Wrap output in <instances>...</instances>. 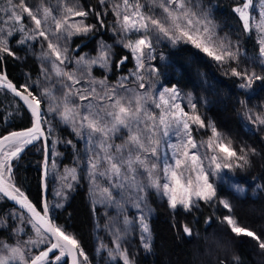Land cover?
<instances>
[{
	"label": "snow or ice",
	"instance_id": "snow-or-ice-1",
	"mask_svg": "<svg viewBox=\"0 0 264 264\" xmlns=\"http://www.w3.org/2000/svg\"><path fill=\"white\" fill-rule=\"evenodd\" d=\"M4 3L7 7L3 9L6 18H0V54L15 56L10 47V40L17 32L22 34V39L17 41L19 44L40 38L47 41V49L43 50L41 55L50 62L51 71L60 78L57 82L64 89L62 96L64 110L60 115L65 123L71 124L77 136L82 139L86 137L88 179L97 188L101 180L107 182L108 187L103 189L107 194L104 198L106 205H115L123 212L125 205L131 203L140 210L138 223L145 250L150 251L152 244L147 215L143 209L146 196L141 195L142 193L154 188L168 198L169 206L173 210L181 207L191 212L199 207L200 201L205 203L216 201L217 188L210 177H220L223 169L242 168L249 164L248 153L255 154V149L241 147L238 152L232 146V141L220 133L214 124L210 122L206 124L201 116L196 114V104L192 102L190 94L181 97L175 86L164 88L159 93L150 91L141 93L136 88L128 86L129 83H134L139 89H144L146 76L159 72L158 68L148 62L155 59L153 55L155 44L161 37L167 38L173 44L180 41L190 42L221 64L236 61L237 66L227 68L226 72L242 81L239 85L242 89H251L257 81L264 83V75L255 71L249 72L246 68L240 69L238 46L233 50L234 46L230 41L217 36L215 26L211 25L199 0H145L144 3L141 0H122V3H114L112 12L117 18L113 25L114 30L118 26V31L124 38H127L129 33L138 36L134 41L129 39L127 43H123V47L129 49L134 57L136 68L130 72V76H122L114 85L109 83L107 76L97 79L91 72L94 65L110 68L112 61L109 45L101 43L97 56H80L75 59V69L67 68L73 63V58L68 54L67 39L73 35H87L96 27L85 23L90 11H85L79 0H71L70 4L61 0V6L56 10L57 15H53L50 7L44 6V0L34 7H29L25 0H4ZM99 3L106 5L107 0H99ZM251 6L253 0H243V3L234 9L243 21L246 31L250 28L247 10ZM25 14L30 22H34V27H28L23 23ZM106 14L107 9L104 13H95L101 28L105 26L102 17ZM259 16L260 20L256 27L264 34V10L260 11ZM75 17L81 19L71 20ZM50 21L55 25L54 29L50 26L45 27ZM50 35L55 37V42ZM61 40L64 41L63 46L60 44ZM259 44L261 66L264 67V36ZM53 57L55 59H52ZM2 59L3 55H0V60ZM127 59L121 58L116 66L120 67ZM44 71L46 79L51 80L48 69ZM0 86L10 89L20 97L34 117L32 127L11 132L0 138V144L9 141L19 145L0 159L2 180L5 171L11 172L10 160L17 157L25 146L43 137L45 151L49 150L47 140L51 137V132L46 135L42 128L48 121L41 104L43 99L51 97L52 93L46 88L36 96L29 90L27 84L21 86L23 88L21 92L4 75H0ZM77 98L87 103L76 104L74 101ZM181 100L187 102L191 113L185 111V106L179 102ZM241 104L245 102L241 101ZM60 106L50 105L48 111L59 112ZM156 109L159 110L158 113ZM248 118L253 123L264 126V113L255 115L254 118L249 115ZM193 126L197 129H210L211 136L206 141L197 142L192 134ZM121 130H126L127 134L122 137V143L116 144L114 137L120 134ZM173 136L177 139L176 143L170 142ZM162 144H167L171 155L162 151ZM45 164L47 165V156ZM52 167H55V162ZM75 172V168L66 169L61 179L66 181L68 174L71 173V178L75 180ZM220 178L227 180L226 176ZM67 187L71 188L72 185L67 184ZM113 190L119 191V200L113 195ZM236 190L243 191L239 186H236ZM0 193L19 203L31 214L28 223L32 225L36 234L35 239L30 237L23 243L17 241L14 246L0 242V264H67L66 260H62L66 256L72 258L71 264H78V256L87 261L88 258L79 241L48 218L50 209L47 202H44L41 210H37L19 188L12 185L5 187L2 183ZM219 203L231 212L232 206L228 201L219 200ZM223 219L230 226L232 233L236 236L251 237L258 243L259 248L264 250V239L255 231L239 226L232 216H225ZM132 223L133 221L125 216L123 220L125 227L113 232L115 249L109 252V256L115 259L118 255L122 258L123 264H134L127 250L122 247L120 235L121 231L127 233L128 226ZM182 228L186 236L193 235V229L189 225L184 224ZM45 233H50L55 242H50ZM49 243L50 246L34 256L31 250H26L27 245L35 248L39 244ZM54 250H59V255H56ZM233 261L237 262L238 257L234 256ZM219 264H225V261L220 260Z\"/></svg>",
	"mask_w": 264,
	"mask_h": 264
},
{
	"label": "trees",
	"instance_id": "trees-1",
	"mask_svg": "<svg viewBox=\"0 0 264 264\" xmlns=\"http://www.w3.org/2000/svg\"><path fill=\"white\" fill-rule=\"evenodd\" d=\"M37 1L41 0H25L29 7L36 6ZM46 1L48 4L49 1L44 0V2ZM54 1H56L54 4L57 8L61 6V0ZM120 1L107 0L106 5H101L99 0H79L80 6L84 10L90 11L85 23L96 25V27L87 35H73L67 39L68 54L73 59L86 54L94 55L99 52L101 43L111 46L112 63L110 68L105 69V72L94 68L92 75L97 79L107 76L109 83L113 85L122 76H127L135 67L130 50L123 47V43H127L128 39L117 31L118 27L116 30L113 27L117 18L112 12V6ZM64 3L70 4L71 0H64ZM199 3L207 13L211 25L215 26L217 36L222 40L230 41L234 46L233 50H235V46H238L240 69L249 70L247 57L258 55L259 44L256 35L245 30L243 21L234 10L243 3V0H199ZM106 9L107 14L102 17L105 26L101 28L95 13H104ZM79 19L81 18H71V20ZM16 42V38H12L10 42L15 56L0 54L3 55V59L0 60V71L5 72L19 90H23L21 86L27 84L30 87L29 90L39 96L40 92L32 86V82H35L40 74L42 61L35 50L32 52V50H24L19 46L12 47V44ZM45 42L43 40V43ZM160 45H162L160 54L167 59L166 68L172 70L175 75L173 79L170 77V81L165 80L163 83L167 86H176L181 92L190 94L205 123L214 124L220 133L232 141V146L238 152L241 147L255 149V154L248 153L249 164L242 168L235 167L234 175L242 181L258 180L262 189L258 190L254 196L240 197L230 189L219 187L217 201H228L232 206L231 212L223 205L213 210L210 204L203 201H200L199 207L194 208L191 212L184 209L172 210L164 198L157 197L151 191L148 195L153 211L149 221L152 234L150 252L147 253L141 247L138 228L133 219H130L133 223L128 226L127 233L120 232L122 247L127 250L134 264H219L220 260H224L225 264H264V250L259 248L258 243L251 237L236 236L223 219L225 216H232L237 220L239 226L255 231L257 235L261 236V239H264V129L260 133L254 127L243 125V121H246L244 104L237 107V102L235 103L230 95L237 97L240 102L244 101L245 104L247 97L238 92L237 87L240 80L238 81L237 77L230 75L227 78L222 77L221 69H224L222 64L186 43L174 45L169 40H165ZM123 57L128 59L120 67H117V62ZM229 64L237 66L236 61H231ZM151 65L158 68L159 72L147 75L146 78H151V81L156 83L164 76L162 74H166V70H162L163 65L159 59L154 60ZM67 68L71 67L68 65ZM196 78L206 86L207 93L203 95V98L200 88H197L200 84L199 82L196 84ZM55 85L57 92H64L58 82ZM259 87L264 88V83H260L258 87L254 86L255 89ZM0 94L5 97V103L14 101L18 111L13 112L8 118L9 121L4 125L3 118L8 111L4 107L3 97L0 95V137L8 132L30 127L31 117L28 112L6 92L0 91ZM223 95L224 98H222ZM44 101L43 99L41 104L42 110L45 108ZM61 133L67 136L66 139L75 141L76 151L73 154L69 150L70 148L66 149L67 152L61 158L59 166L74 164V159H76L80 178L74 186L69 200L60 209L51 208L50 179L46 178V197L51 218L55 225L62 226L67 234L73 235L79 241L89 264H109L103 258V253L99 252L98 243L102 241L103 244L106 242L111 244L112 240H115L113 232L125 227L124 217L111 207L99 206L101 204L95 202L93 184L88 179L87 173L86 143L76 141L75 135L69 132L67 127H61ZM42 163L43 148L41 141L38 140L11 165L12 183L38 209L41 207ZM9 210H15V208L0 196V219L3 220L5 211ZM23 216L24 226L21 228L24 234H30L31 228L27 223L28 219L25 215ZM130 218H132V214H130ZM184 224L193 229L191 237L183 233L182 226ZM11 230V225L8 226L7 223L5 225L3 222V226L0 228V240L12 243ZM49 245L50 243L42 244L32 251L36 254ZM234 256L238 257L237 262L233 261ZM79 261L81 263V257ZM111 264L123 263L117 261Z\"/></svg>",
	"mask_w": 264,
	"mask_h": 264
},
{
	"label": "rangeland",
	"instance_id": "rangeland-1",
	"mask_svg": "<svg viewBox=\"0 0 264 264\" xmlns=\"http://www.w3.org/2000/svg\"><path fill=\"white\" fill-rule=\"evenodd\" d=\"M49 3L44 2V6L50 7L53 11V15H57V7L55 6V2L53 0H48ZM144 0H141L142 3ZM41 1H37V5L40 4ZM120 3H122V0L120 1ZM7 5L6 3H4V0H0V18H6L3 9L6 8ZM261 10H264V0H253V6H251L247 11L249 13V25L250 28L249 30H247V32H253L256 35V39L257 42L259 44L260 39L262 38V36H264V34L260 33L259 30L257 29L256 25L259 23L260 20V16L259 13ZM240 17V16H239ZM23 23L25 25H27L28 27H34V22H30L29 18L26 16L24 17V21ZM51 27L52 29L55 28V25L51 23V21L49 22V25H46L45 27ZM211 26V25H210ZM118 27V26H117ZM118 31V29H117ZM119 32V31H118ZM12 38H16L17 41H19L20 39H22V34L17 32L15 33V35ZM11 38V40H12ZM50 38L53 39V42H55V37H51ZM138 36L134 33H129L127 34V39H131V40H135L137 39ZM10 40V42H11ZM168 40L167 38H163L161 37L160 41L157 43V45H155V51L153 53V55L155 56L154 60H158L159 62L163 65L162 70L164 71V69L166 70V74H162L164 76H162L161 80H157L158 82H153L151 81V78H145V88L144 89H139L138 86L134 83H129V87L131 88H136L137 91L143 93L146 91H150L153 93H159L160 91H162L164 88H172L173 86H167L165 85L163 82H165V80H171L170 77L175 76L172 72V70L167 69L166 68V62L167 59L165 56H161L160 54V47L162 45L161 42ZM64 41L61 40L60 44L63 46ZM186 45H190L191 47L197 49L193 44H191L190 42H184V41H180L178 43H175L174 45H182L185 44ZM11 45V43H10ZM14 46H19L20 48L24 49V50H32V52L37 51L36 54H38L40 60L42 61V66L40 67V74L38 76V78L36 79L35 82H32V86L36 87L37 90L40 92H43L46 88L51 90L52 96L51 97H45L44 98V102H45V108L44 110H42L44 113H46V118L48 123L43 124V126H45L46 132L48 133L49 131L51 132V137L48 139L49 142V158H48V165H47V177L50 179V205L51 208L56 209V208H62L67 201L70 198V195L72 194L73 190H74V186H76V184L79 181L80 178V170H79V165L76 164V159H74V164L71 163L70 165H61L59 166V162L61 160V158L64 157L65 153L67 152L66 149H69L73 154L75 153V148H76V144L75 141H71L70 139H66L67 136L63 133H61V127H67L69 132H72L75 135V140L76 141H82L86 143V146L88 147L87 141H86V137L85 138H81L79 136L76 135V133L73 131L71 124L65 123L64 120L62 119L60 113L63 112V103H62V96L63 93L57 92L55 90V84H57V81L60 79L58 77L55 76V74L51 71V64L50 62L46 61L45 59H43L41 53L43 50L47 49V41L45 43H43V38H40L39 40L33 41V40H27L26 43L24 44H19L18 42L12 44V47ZM43 46V47H42ZM260 47V44H259ZM200 50V49H197ZM201 51V50H200ZM205 54V53H204ZM98 55V52L95 53L94 55L91 54H86L83 56L86 57H95ZM134 58V57H133ZM211 58V57H210ZM52 59H55V57H53ZM76 59V58H75ZM75 59H73V63L69 64V67H71L68 70H73L76 68L75 65ZM154 60L149 61L148 63L151 64ZM248 60V64L247 66L249 67V72L255 71L257 74H261L264 75V67L261 66V57H260V52L258 53V55H256V57H252V56H248L247 57ZM219 63V62H217ZM221 64V63H219ZM232 64H226L224 67V64H222L221 66L224 68L223 70L221 69V73L222 77L227 78L230 76H232L230 74V72H226V69L230 67H234L231 66ZM134 70L136 68V62L134 59ZM94 68H98L103 70V72H105L106 68H102L99 65H94L91 69V72L93 71ZM44 69H48L49 74L51 75V80L46 79L45 76V71ZM225 71V72H224ZM1 72V71H0ZM77 75H80V73H77ZM130 76V73L127 75ZM56 79V80H55ZM163 80V81H162ZM240 79L238 78V81ZM196 84H200V86H198L197 88H200L201 90V94H202V98L203 95H206L207 93V89L206 86L204 85V83H200V81H198V78H196ZM167 82V81H166ZM70 83V82H69ZM240 83H242V81L240 80L238 82V87L237 90L238 92H240L243 96L247 97L246 100V104H244V115L246 118V121H243V125L245 127H254L256 130H258L260 133L263 131L264 126L259 125L258 123H253L252 120H250L248 117L249 115L253 116V118L255 117V115L264 113V88L259 87V88H254V86H260V81H257L254 83L253 87L251 89H242L241 87H239ZM203 84V85H202ZM263 84V83H262ZM60 85V84H59ZM176 87V86H175ZM63 91L64 89L62 87H60ZM177 88V87H176ZM30 89V87H29ZM177 90L180 92L181 97H184L186 95H188L186 92H181L178 88ZM2 92V90H0ZM23 91V90H22ZM57 92V93H56ZM2 94V93H1ZM0 94V95H1ZM1 97H3V101H4V107L7 108V113L4 115L3 118V123L4 125L9 121V117L13 114V112H18L17 111V105L14 101H8L5 103V97L3 95H1ZM52 97H55L56 99H53ZM225 96L223 95L222 98H224ZM230 97L233 98L234 102L237 104V107H241V102L239 101V99L236 97H234L232 94L230 95ZM203 100V99H202ZM204 101V100H203ZM75 103L78 104H86L87 101H80L78 98L74 101ZM181 102L184 106H185V111L190 112L191 113V108L187 106V102L184 100L179 101ZM193 102V100H192ZM194 103V102H193ZM57 104H60V109L59 112H50L48 111L50 105L55 107ZM246 105V106H245ZM154 107V106H153ZM251 109L252 111L249 112L248 110ZM157 113L159 112L158 109L155 110ZM196 114H199L201 116V118L203 119L200 111L198 110V108L196 107ZM248 125V126H247ZM193 137L194 139L199 142L201 140H207L210 136H211V131L208 128H204V129H197L196 126H193ZM126 130H121V133L118 134L116 137H114V141L116 144H120L122 143V137L126 136ZM59 141V142H57ZM67 141H71L72 143L69 144L67 143ZM170 142L171 143H176L177 139L176 137H171L170 138ZM19 145H10L8 146L6 149H4L3 154H1L0 159L4 158V154L14 151L15 147H17ZM162 151L168 152L169 155H171V151L167 148V144H162L161 145ZM60 150V151H58ZM206 149H201V151H205ZM195 151V150H193ZM15 160V158L11 161V165L12 162ZM53 162H55V167L53 168ZM12 167V166H11ZM75 168L76 172V179L73 180L71 178V173L68 174V179L65 181L63 179H61V177H63L65 175V170L66 169H73ZM235 172V167H233V169H223L220 173V177H227V180H222L220 177H210V180L214 183L215 187L218 188L219 187H224L227 189H230L231 191H233L236 195L240 196V197H244V196H254L258 190L262 189V186L260 184V182L258 180H246V181H242L239 177L234 175ZM3 177H8V172L5 171L3 174ZM46 177V178H47ZM10 182H12V177L10 176L9 178ZM163 182V181H162ZM67 184H71L72 187L69 188L67 187ZM93 184V183H92ZM236 186H239L240 188L243 189V191H237L236 190ZM105 187H108V184L106 181L101 180L99 182V188L96 187V185L93 184V188H94V195L96 197L95 202L97 204H101L99 206H106L108 207V205H106L104 203V198L107 195L106 193H104L103 189ZM153 192L157 197L159 198H164L167 203H168V198L166 196H162L160 193H158L156 191V189L154 188H149L147 189V191L145 193H142L141 195H145L146 199L144 201V205H143V209H144V213L147 215V223L149 224V221L153 215V211L152 208L149 204V200H148V195L150 192ZM113 195L116 197L117 200L120 199V194L118 190H113ZM48 204V201H47ZM59 204L61 205L60 207H57L56 205ZM211 205V208L214 210L215 208L218 207H222V204H220L217 199L215 202L213 203H208ZM169 206V203H168ZM112 209H114L115 211H117L118 214L122 215L123 217L127 216L130 219H133V221L135 222L137 228H138V233H139V237H140V243H141V247L144 249L143 247V242L141 240V228L140 225L138 223V217L140 215V210H138L137 208L133 207L131 205V203L126 204L124 207L123 212H121L115 205L109 206ZM170 208V206H169ZM172 209V208H170ZM177 209H183L181 207H178ZM173 210V209H172ZM130 214H132V218H130ZM24 215V214H23ZM22 215L21 212L15 210H9V211H5V215L3 217V220L0 219V228H2L3 226V222H5L8 224V226L11 225L12 230L10 233L12 243H8V242H4L3 240H0V242H2L3 244L6 245H16L17 241L23 243L25 241H28L29 238L31 237L32 239L36 238V234L35 231L32 227V225L30 223L29 227L31 228V232L30 234H24L23 229L21 228L22 226H24V216ZM23 217V218H21ZM28 219V218H27ZM3 221V222H2ZM24 228V227H23ZM150 228V225H149ZM151 231V230H150ZM151 244H152V234H151ZM42 244H39L36 247H39ZM102 246H106V247H102ZM48 247V246H47ZM98 248H99V252L103 253V258L106 260L107 263L111 264V263H116L117 261H121L123 263L122 258H120L118 255L116 256L115 259H113L112 257L109 256V252L110 251H114L115 249V243L114 240H112L111 244L109 243H104L102 241H100L98 243ZM34 248L31 245H27L26 250H31L33 256L38 254L34 251H32ZM147 253H149V250H145ZM58 255V254H56ZM80 258V256H79ZM79 264H89L88 261H84V258L81 257V263L79 261Z\"/></svg>",
	"mask_w": 264,
	"mask_h": 264
},
{
	"label": "water",
	"instance_id": "water-1",
	"mask_svg": "<svg viewBox=\"0 0 264 264\" xmlns=\"http://www.w3.org/2000/svg\"><path fill=\"white\" fill-rule=\"evenodd\" d=\"M0 75H4L7 77V75L5 74V72L1 71L0 72ZM7 80L8 81H11L8 77H7ZM12 82V81H11ZM13 83V82H12ZM14 86H16L14 83H13ZM17 88V87H16ZM18 89V88H17ZM0 90L6 92L7 94H9L12 98H14L27 112L28 114L30 115L31 117V126L32 127V124H33V121H34V117L32 116V113H31V110L28 109L27 105L25 104V102L18 96L15 95V93H13L10 89L6 88V87H3V86H0ZM19 90V89H18ZM21 92H23L22 90H20ZM26 95V93H25ZM28 127V128H30ZM42 128L44 129V126L42 125ZM27 129V128H26ZM25 129H21V130H16V131H23ZM45 130V129H44ZM11 132H14V131H11ZM11 132H8L4 135H2L0 138H2L3 136H6L8 135L9 133ZM45 134L47 135L46 131H45ZM38 141V140H37ZM37 141H34V143H36ZM41 143H42V148H43V163H42V170H41V181H40V186H41V207L40 209H38L29 199V201L37 208V210H41L42 207H43V204L44 202H47V197H46V185H45V181H46V177H47V165H48V158H49V150L46 152L45 151V147H44V138L42 137L40 139ZM33 144H30V145H27L24 147V150L17 156V157H13L11 160H10V166H11V161L15 158H19L28 148H30ZM47 144H48V140H47ZM10 145H13L11 142L9 141H5L3 144H0V155L2 154V152L4 151V149H6L8 146ZM48 149H49V144H48ZM47 156V165L45 164V158ZM11 173H12V167H11V172H8V177L10 178L11 176ZM0 183H2L5 187H7V185L5 184V182L3 181V177H2V180H0ZM12 185L14 186V184L12 183ZM15 187V186H14ZM0 196L9 204L11 205L13 208H15L17 211L21 212L22 214H24L28 219L30 218L31 214L28 213V211L24 208L21 207V205L19 203H17L16 201L14 200H11L9 197H6L3 193H0ZM48 218L51 220L52 223L53 220L51 218V215H50V212L48 214ZM45 235L47 237L50 238V242H55V238L54 237H51V234L50 233H45ZM50 246V245H49ZM46 249V248H45ZM43 249V250H45ZM55 254H58L59 255V250H54ZM39 254V253H38ZM52 256V254L50 253V257ZM78 259V264H79V256L77 257ZM62 260H66L67 264H71V260L72 258L71 257H64L62 258Z\"/></svg>",
	"mask_w": 264,
	"mask_h": 264
},
{
	"label": "bare ground",
	"instance_id": "bare-ground-1",
	"mask_svg": "<svg viewBox=\"0 0 264 264\" xmlns=\"http://www.w3.org/2000/svg\"><path fill=\"white\" fill-rule=\"evenodd\" d=\"M2 154H3V152H2ZM3 181L5 182V184L7 185V187H9L10 185H12V182H10L9 177H3Z\"/></svg>",
	"mask_w": 264,
	"mask_h": 264
}]
</instances>
